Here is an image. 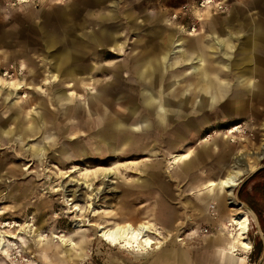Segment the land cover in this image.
Instances as JSON below:
<instances>
[{
	"label": "rangeland",
	"instance_id": "obj_1",
	"mask_svg": "<svg viewBox=\"0 0 264 264\" xmlns=\"http://www.w3.org/2000/svg\"><path fill=\"white\" fill-rule=\"evenodd\" d=\"M190 2L192 0H39L27 3L20 0H0L2 56L0 77L14 81L12 79L15 76H12V72L4 75L5 68L11 67L12 64L17 67L24 59L17 57L6 61L4 56H10V50L15 47L39 48L38 51H30V54L40 64V59L45 57L46 52L43 47L46 46L40 39L39 26L49 29L55 26L61 27V23L56 20L57 11L61 7L73 5L76 10L74 9L72 18L67 20L65 25L70 27L71 35L76 40L89 47H96L99 51L100 47H109V45L99 44L94 39H90V34L98 33L103 28L111 29L118 32L116 38L120 47H123L120 52L110 51V54L100 56L98 60L86 58V62L103 65L102 72H99L95 78L98 82L110 81L112 76L108 69L117 65L121 66L120 77L126 79L130 74L126 65L131 64L129 60L131 57L139 51L146 52L151 47L163 44L166 31L171 32L177 22L182 21L187 25L191 20L193 21L192 17H177L175 21L171 18L181 5ZM229 2L231 8L227 13L194 12V15H201L202 18L198 23L200 25L197 31L186 36L189 45L196 42L207 43L210 40L208 34L211 32V27L215 25L217 33L223 28L234 33L231 40L233 48L231 59L237 57V47H243L247 38L250 40V36H252V44L248 47H264V0H229ZM250 19L260 22L261 25L257 23L260 27L256 31L248 29ZM59 46L56 44L54 47ZM173 58L165 63L171 62ZM194 67L201 68V78L197 80L195 77L196 95H203V86L206 82L211 81V86H217L220 79L227 82V84L223 83L227 87L225 98L231 99L230 95L233 96L237 88L235 78L230 73L218 74L217 71L220 68L233 73L237 69L234 62L210 52L206 47L201 53V60L196 59L193 63ZM181 68L184 67L169 68L168 72L175 73V70ZM16 78L27 80L20 73ZM207 88L205 92L209 90ZM75 91L78 96L81 94L80 98L83 102L89 95L88 92L93 89L85 92L78 89ZM6 93V87L0 84V114L8 117L5 127L8 129L7 133L3 137L4 140H0V234L4 233V236L0 235V264H121L120 260L127 264H141V260L145 263V259H140L144 255L110 246L96 235L93 226L82 225L83 219L93 224H110L124 218L131 222L143 219L154 222L162 234L166 230H172L171 228L180 229L185 243L168 241L154 258L160 256L164 248L173 242L185 249L188 247L192 264H206L202 248L207 244L206 239L210 238L219 227L216 224L220 223L221 218L229 211L223 201V204L221 203L224 205L223 211L218 206H215L216 210L213 206H206L200 200L197 184L200 179L211 178L227 170L239 149L242 153L256 151L264 134V101L260 103L254 101L255 106L252 107L253 101L250 98L253 94H248L244 89L242 93L239 92L242 96V109H239V114L229 113L228 117H224L219 106L226 100L225 98L215 106L216 110L206 112L205 108L201 107L206 101L196 96L195 107L201 108L191 115H195L198 124L200 119L207 122V125L200 126L199 132L186 130L180 126L184 119L176 117L165 130L159 131L157 128L150 130L151 139L148 140L157 137L156 154L141 151L137 156H126L116 160L110 158L107 163L99 164L100 167L85 166L79 162L74 165L76 171L63 179L59 172L69 174L74 166L72 167L71 164L64 166L59 163L58 154L49 146L48 135L36 132L31 138V143L35 146L28 147L26 137L23 138L26 142L18 141L21 139V134L10 132L11 124L7 114L11 102L16 97L10 95L11 97L5 100ZM21 95L26 96L24 93ZM165 109L167 115L169 108L165 106ZM151 117L155 119L156 126L165 122L157 112L152 116L147 113L145 123H149ZM160 119H163V123L159 125ZM235 125L238 126L237 130L230 133L229 129ZM79 142L85 149L91 150L88 137L82 136ZM228 146L235 148L232 154L227 152ZM133 148L135 149V146ZM187 148L192 149L193 152L203 151L197 168L189 172L181 171L177 164L170 163L171 153H182ZM207 149L210 152L206 151ZM89 156L98 157L99 154L93 153ZM68 158L63 157V159ZM126 160H138V163L126 164L124 169L113 168L115 175L113 173L108 181L96 178L93 187L100 190L97 196H94L91 186L78 185L76 192L78 198L75 199L76 201H69L81 206V210L77 213L69 212L68 206L63 202L62 192L55 191L63 181L79 178L78 182H81L84 176L79 173L86 168L92 170L110 167L111 162L120 163ZM252 162L244 169V173L242 172L241 181L234 188L235 194L237 189L249 191L250 188L264 193V156L259 161L252 160ZM145 163H150L151 166L159 163L161 168L156 174L145 175L146 182H137L135 179L138 176L137 167ZM259 163L257 169L247 174L248 169L251 170ZM70 186L73 187V184ZM89 203L91 204L88 205ZM123 210L130 212H122ZM249 221L247 237L254 248H258L256 223L252 218ZM75 223L77 224L74 225ZM52 234L68 237L73 245L60 244L58 238H52ZM47 243L51 245V249L59 246L58 254H53L51 249L49 251L46 248L45 250L39 248ZM171 251L169 250V253ZM155 263L156 260L153 259L148 264Z\"/></svg>",
	"mask_w": 264,
	"mask_h": 264
},
{
	"label": "crops",
	"instance_id": "obj_2",
	"mask_svg": "<svg viewBox=\"0 0 264 264\" xmlns=\"http://www.w3.org/2000/svg\"><path fill=\"white\" fill-rule=\"evenodd\" d=\"M75 8L70 5L61 7L57 11L56 20L61 23V27L55 26V28L49 29L39 26L40 39L46 46L43 47L46 53L45 57L40 59V64L30 54V51L39 50L35 47H15L10 50V56H4L6 61L17 57L24 59L18 63L17 67L12 64L11 67L6 66L5 68L10 74L12 72V76H15L12 80L26 85L17 92H10V95L16 97L11 102L7 114L11 124L10 132L21 134V139L18 141L26 142L23 139L26 137L28 147L35 146L31 143V138L35 136L36 132L48 135L49 146L55 149L59 163L64 166L71 164L73 167L82 162L85 166L97 165L100 167L99 164L107 163L110 158L116 160L126 156H137L141 151L156 154L157 137L148 140L151 139L150 130L156 128L159 131L165 130L176 117L184 119L180 126L186 130L190 129L194 133L199 132L202 126L207 125V122L200 119L198 124L195 115L191 114H195V111L201 107H204L206 112L214 110L215 106L227 94V87L224 85L227 82L220 79L217 86H211V81L206 82L205 85L210 88L204 85L203 95L195 93V77L197 80L201 78V68H193V63L196 59L201 60V53L206 47L210 52L234 62L235 68H237L233 73L220 68L217 71L218 74L230 73L234 76V82L237 85L234 93H230L233 96L228 94L231 99L226 97V100L219 106L224 117H228L229 113L239 114V109H242V96L239 92L242 93L244 89L248 94H253L250 98L253 101L252 107L255 106L254 101H259V103L264 101V47H248L252 44V36H250V40L248 38L246 40L249 43L246 42L243 47H237V57L234 56L231 59L233 51L231 40L234 33L224 28L217 33L215 25L211 27V32L208 34L210 40L207 43L196 42L192 45H189L186 39V36L190 34L182 33L180 28L173 25L171 32L166 31L163 44L151 47L146 52L139 51L129 59L131 64L126 66L130 74L126 79L119 75L121 66L113 65L108 69L112 79L106 80L104 83L98 82L95 77L99 72H102L103 65L92 64L86 60L90 58L98 60L104 55L110 54V51L120 52L123 47H120L116 38L118 32L111 29L103 28L98 33L90 34V39H94L99 44L109 45V47H100V52L98 48L89 47L76 40L71 35L70 27L65 25V22L72 18ZM160 20L162 21V19ZM249 21L248 29L256 31L260 27L257 24L260 22L254 19ZM56 44L60 46L54 47ZM172 58L171 62L165 63ZM175 67L184 68L175 70V73L168 72L169 68ZM18 73L28 81L16 78ZM88 74L89 76H87ZM178 77L179 79H177ZM206 88L209 90L205 92ZM76 89L84 92L89 89H93V91H89V95L82 102L81 94L78 96ZM7 93L6 99L11 97H6ZM22 93L26 96L23 97ZM196 96L206 101L201 107H195ZM165 106L169 108L167 115ZM235 107L237 108L235 109ZM157 112L164 118V124L159 121L158 124L162 125L156 126L155 119L152 117L149 125L145 124V115L148 113L152 116ZM7 120L8 117H3L0 114V140H4L3 137L7 133L8 129L5 128ZM82 136L88 137L91 150L85 149L79 142ZM226 150L232 154L235 148L228 146ZM133 151L135 153H132ZM206 151L210 152L208 149ZM186 152L189 153L188 158L178 163H171V157L170 163L177 164L181 171L189 172L191 169L197 168L200 154L203 151L193 152L192 149L187 148L182 153ZM93 153H98L99 156L90 157L89 154ZM63 157L69 158L63 159ZM137 161L111 162L110 167L124 169L128 164L136 165ZM231 163L224 172L211 178L200 179L197 184L196 189L200 192V200L206 206H213L214 210H216L215 206H218L223 211L226 204L229 211L226 200L227 189L222 187L210 189L207 187L208 182L223 176L229 170ZM160 168L159 163L155 166H151L150 163L139 165L137 167L138 176L135 179L137 182H146L147 178L144 176L156 174ZM239 190L237 189L236 197L247 204L249 208V205L253 207L250 209L256 218L258 248H254L249 240L251 242L249 250H240L238 247L239 250H236L234 255L223 253L220 249L222 246H226L227 236L218 227L211 237L206 239L207 244L202 248L206 264H264V193L251 188L249 191ZM257 195L258 197H256ZM222 201L224 205H221ZM124 211L130 212V210L122 212ZM228 213L216 225L220 226ZM186 248L171 242L164 248L160 256L154 258L155 264H192L191 254L188 247ZM169 250H172L171 255Z\"/></svg>",
	"mask_w": 264,
	"mask_h": 264
},
{
	"label": "bare ground",
	"instance_id": "obj_3",
	"mask_svg": "<svg viewBox=\"0 0 264 264\" xmlns=\"http://www.w3.org/2000/svg\"><path fill=\"white\" fill-rule=\"evenodd\" d=\"M7 74H9L8 71L4 73V75ZM0 84L4 85V87H6L7 89L8 93L6 97L10 96V92H17L22 88H24V84L22 85L16 81L5 80L2 77H0ZM162 120L160 119V123L164 121ZM145 124L148 125L149 123H145ZM237 128L238 126L235 125L229 129V132L232 133L236 131ZM188 156L189 153L187 152L172 154L171 163H178L180 161H183L186 158H188ZM263 156H264V134L256 148V151L242 153L241 150H238L237 154L233 157L229 170L226 173H224V175L221 176L220 178L208 182L207 187L210 189H215L218 187L227 189L226 200H227V205L229 207V213L227 214L225 221H223L219 226V230L225 232L227 236L226 246H222V248L220 249V251H222L223 253L234 255L235 251L239 250L237 249L238 247L240 248V250L241 249L249 250L251 248V242L247 237V233L249 230V223H250L249 219L252 218L256 223V218L253 212L251 211V209L236 197L234 188L241 181V179L239 180V177L242 175L244 169L248 168L252 160H254L255 162L259 161L260 159L263 158ZM259 165L260 163L256 165L254 168L250 166L252 169L251 170L248 169L249 171L247 172V174L253 172L255 169L258 168ZM76 169H77L76 166H74V169L70 170L69 174L66 172H59V173L62 174V178L64 179V178H68L71 172L76 171ZM113 173H114L113 167H101L92 170L86 168L83 172L79 173L84 176L81 182H78L80 180L79 178H72L67 182L63 181L61 184L58 185L57 188H55V191L62 192L63 202L65 203V205L68 206V211L77 213L81 210V206H79L77 203L73 204L72 202L69 201H76L75 199L78 198L76 193L78 192L77 189L78 185H81L83 187L91 186L92 190H94L93 193L94 196H97L100 190L95 189L93 187L94 186L93 182L96 181V178L98 179L100 178L102 179V181L103 180L108 181L109 178H112ZM70 184H73V187L70 186ZM72 188L75 189L71 190ZM90 204L91 203H89L88 205ZM82 221H83L82 225L93 226L94 229L96 230L97 233L96 235L101 240L107 242L110 246L119 247V249L131 253L144 255L142 259H145V263H143V261L141 260L143 264H148L150 260L153 261L156 253L161 248L165 247L166 242L170 240H174L180 242L181 244L185 243L181 236L180 229L178 230L176 228H172V230L169 231L166 230L164 234H162V231L160 230L159 227H156L154 222H149V220L146 219H143L138 222H133V221L131 222L130 220H126L124 218L120 221H115L110 224H97V223L93 224L89 220L87 221V219L86 220L83 219ZM84 222H86V224ZM76 224L77 223H75L74 225ZM0 235L4 236V233H1ZM52 238H58L60 244L73 245V242L68 240L69 239L68 237L64 238L62 234L61 235L52 234ZM39 248L40 249L46 248L47 250L50 251L51 245L47 243L44 244L43 246H40ZM51 250L52 253L58 254L59 246H56L54 249L52 248ZM120 263L127 264L123 260H120Z\"/></svg>",
	"mask_w": 264,
	"mask_h": 264
},
{
	"label": "built area",
	"instance_id": "obj_4",
	"mask_svg": "<svg viewBox=\"0 0 264 264\" xmlns=\"http://www.w3.org/2000/svg\"><path fill=\"white\" fill-rule=\"evenodd\" d=\"M21 2H29V1H39V0H20ZM59 1H67V0H59ZM231 8V3L229 0H192L190 3H185L181 5L176 12L172 14V20L175 21L177 17L181 18H191L190 23L187 25L184 22H177L176 26L180 28L183 33H192L196 32L198 26L200 24L201 15H194V12L203 13L204 11H209L212 13H227Z\"/></svg>",
	"mask_w": 264,
	"mask_h": 264
},
{
	"label": "trees",
	"instance_id": "obj_5",
	"mask_svg": "<svg viewBox=\"0 0 264 264\" xmlns=\"http://www.w3.org/2000/svg\"><path fill=\"white\" fill-rule=\"evenodd\" d=\"M261 170H263V169H261ZM249 206H250L251 209H253V207H251V205H249Z\"/></svg>",
	"mask_w": 264,
	"mask_h": 264
},
{
	"label": "water",
	"instance_id": "obj_6",
	"mask_svg": "<svg viewBox=\"0 0 264 264\" xmlns=\"http://www.w3.org/2000/svg\"><path fill=\"white\" fill-rule=\"evenodd\" d=\"M242 202V201H241ZM244 203V202H243ZM245 204V203H244ZM247 206V204H245ZM248 207V206H247Z\"/></svg>",
	"mask_w": 264,
	"mask_h": 264
}]
</instances>
